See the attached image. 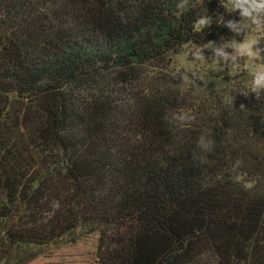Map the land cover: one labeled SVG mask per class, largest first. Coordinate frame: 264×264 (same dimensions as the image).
Wrapping results in <instances>:
<instances>
[{
    "label": "trees",
    "instance_id": "1",
    "mask_svg": "<svg viewBox=\"0 0 264 264\" xmlns=\"http://www.w3.org/2000/svg\"><path fill=\"white\" fill-rule=\"evenodd\" d=\"M239 3L0 0V264H264V90L220 45L264 9ZM184 45L216 65L175 71Z\"/></svg>",
    "mask_w": 264,
    "mask_h": 264
},
{
    "label": "rangeland",
    "instance_id": "2",
    "mask_svg": "<svg viewBox=\"0 0 264 264\" xmlns=\"http://www.w3.org/2000/svg\"><path fill=\"white\" fill-rule=\"evenodd\" d=\"M239 1L237 0V2ZM233 7L234 5L229 6V8ZM203 24L206 25V23ZM246 41H255L252 43L251 50L258 52L261 59L254 60L239 52L240 46ZM220 45L224 47L222 50L223 54L229 51L236 58V61L241 63L239 65L250 72L256 73L264 70V28L254 24L250 20V15H245L235 27L234 32ZM197 55L202 57V59H196ZM215 65L216 62L206 56L201 48L190 45L179 47L171 55V67L175 71L196 74L208 71ZM110 89L114 90V95L117 98H127L130 95L128 89L124 86L122 87V84L113 85Z\"/></svg>",
    "mask_w": 264,
    "mask_h": 264
},
{
    "label": "clouds",
    "instance_id": "3",
    "mask_svg": "<svg viewBox=\"0 0 264 264\" xmlns=\"http://www.w3.org/2000/svg\"><path fill=\"white\" fill-rule=\"evenodd\" d=\"M244 4H249L250 7L253 10H260V9H264V0H259V3H257V0H240V3L237 6L242 7ZM243 15H250V11L248 8H244L243 10ZM203 21L199 20L197 22L198 25L202 24ZM255 41H251V42H245L244 44H242L239 48V52L243 55H246L250 58H253L254 60L257 59H261L259 57L258 52H253L251 50L252 47V43H254ZM196 59H202V57H200L199 55L196 56ZM235 59V57H234ZM185 80H187L188 78L185 77ZM202 79V77H201ZM252 88L253 91L259 92L261 90H264V70H260L257 71L252 79ZM256 99H259V96H256ZM243 106V105H242ZM177 120L181 121V122H186L190 119L189 116L181 114L175 117ZM212 145H213V141L206 139L203 135L199 138L198 141V147L202 150V152L204 151H211L212 149ZM192 158L193 160H199L201 163H205V158L201 153H197V152H193L192 154ZM241 164V161L237 160L235 167H239V165Z\"/></svg>",
    "mask_w": 264,
    "mask_h": 264
}]
</instances>
